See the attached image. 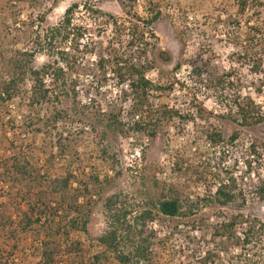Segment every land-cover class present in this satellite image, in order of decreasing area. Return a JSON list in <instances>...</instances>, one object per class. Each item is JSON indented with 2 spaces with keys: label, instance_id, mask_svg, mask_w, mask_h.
Segmentation results:
<instances>
[{
  "label": "rangeland",
  "instance_id": "1",
  "mask_svg": "<svg viewBox=\"0 0 264 264\" xmlns=\"http://www.w3.org/2000/svg\"><path fill=\"white\" fill-rule=\"evenodd\" d=\"M85 2L131 21L119 0H0V80L8 79L10 60L36 49L37 35L58 26L70 6ZM238 3L136 0L133 14L143 19L150 18L151 10L163 14L151 27L157 40L147 54L152 65L147 77L155 85L174 86L155 93L149 101L152 111L138 110V117L126 102L122 90L129 93L127 87H118L113 79L100 88L81 71L78 98L52 95L47 103L31 106L33 83L29 75L25 77L16 99L0 105V264L41 263L42 244L51 238L59 251L58 264H96V256L106 255L97 239L108 230L106 200L113 195L120 197L122 208L133 212L132 217L166 197L183 204V216H158L147 224L149 236H142L152 243L147 260L131 257L129 264H264V238L253 248L214 234L238 215L264 224L257 177L255 171L249 175L244 164L249 145H264V124L237 126L213 94L198 85L206 73L222 76L233 70L237 91L264 105V74H252L251 64L242 56L248 51L242 46L247 26L261 27L263 32L257 35H264V15L259 17L250 8L241 16ZM82 18L78 11L75 25H82ZM240 20V27L228 24ZM105 32L102 42L107 46L114 35L112 28ZM128 41L123 36V45L117 48H126ZM52 52L37 53L31 66L40 70L53 65L57 56ZM46 86L51 89L48 79ZM157 108L162 109L158 114ZM169 110L173 117H164L162 113ZM110 116L119 117L121 132L107 128ZM135 122L141 130H136ZM155 123L157 136L151 139L147 133ZM236 132L239 139L232 144L229 139ZM15 160L30 165V180L16 174ZM260 169L264 176V165ZM67 177L71 186L66 198L51 194L49 183ZM230 177L244 191L246 202L238 198L234 206L221 207L213 194ZM33 207L46 211V216L28 226L26 215ZM86 216L87 233L70 228L71 220L81 223ZM243 229L236 228L237 237L243 238ZM131 231L121 245L126 255L135 252L140 236V228ZM247 255L251 263L245 261ZM107 257L101 264H120Z\"/></svg>",
  "mask_w": 264,
  "mask_h": 264
},
{
  "label": "trees",
  "instance_id": "2",
  "mask_svg": "<svg viewBox=\"0 0 264 264\" xmlns=\"http://www.w3.org/2000/svg\"><path fill=\"white\" fill-rule=\"evenodd\" d=\"M119 1L123 11L127 13V17H130L131 21L117 19L111 14L96 9L87 2L70 6L58 26L48 29L43 35L36 36L35 44L37 47L33 52L21 53L18 60H10L7 63V69L10 73L7 80H0V105L16 99L21 85L28 75L33 83L30 98L31 106L47 103L52 99V95L56 96L55 98L57 99L59 97L65 98L71 96L78 98L79 93L77 88L81 80L80 72L82 71L84 73L83 76L89 77L93 81H98L101 85L100 88L104 87L111 79L116 81L118 87H127L129 93L124 89L122 91L124 92L126 102L129 101L131 103L130 112L133 111L135 117H138L139 111L151 112L152 109L149 105L150 98L155 93L174 88L173 85H169L168 87L155 85L147 77L148 73L152 70V65L148 61L147 54L154 47L152 41L155 42L157 40L151 27L163 18V14L151 10L150 18L143 19L133 14L136 0ZM238 6L241 16L250 8L255 9L259 17L264 15V0H239ZM78 11H82V20L84 22L80 26L75 25V16ZM244 22L250 24V21ZM228 24L229 26L238 27L242 25L241 20L231 21ZM107 28H112L114 36L107 42V46H105L102 38L106 35L105 29ZM260 28L247 26V39H245L242 45L248 50L245 54H242L243 60L251 64V73L256 76L264 74V41L262 39L264 35H257L258 32H263ZM123 36H127L129 41L126 48L120 50L117 46L123 45V42H120ZM114 38L120 43L115 44ZM257 46H261L259 47L261 49H258ZM44 51H53L52 54L57 56V60L53 65L49 64L40 70H36L31 64L35 55ZM93 57L94 59H92ZM179 69L180 65L175 70ZM217 76L212 73H206L205 76L199 77L198 85L203 91L212 93L217 100V104L227 110V119L243 128H251L264 124V105L257 103L250 96L243 95L237 91L234 71L232 70L222 76ZM47 79L51 81V89L46 86ZM55 88H58L57 92L53 91ZM58 92L60 93L58 94ZM258 93L260 94V89H258ZM160 110L162 109H155V113L158 114ZM173 114L174 111L172 110L162 113L164 117L167 116L168 118L173 117ZM57 123V119L52 122L53 129L56 128ZM121 125L119 117L110 116L107 121V128L114 132H121ZM134 126L137 128L136 130H141L138 129L141 128L139 122H135ZM156 126L155 123V126L151 127V132L147 133V136L151 139L157 136ZM217 138L218 142H221V136L217 135ZM238 139L239 134L236 132L230 137L229 141L232 144H236ZM210 140H212V137H210ZM263 152L264 145H261L260 148L255 143L249 145L244 152V164L247 173L251 175L252 171H255L254 175L257 177L256 190L260 201H264V176L261 174L262 169H260L264 165ZM29 168L30 165L28 163L24 162L22 164L18 161L13 166V170L17 175L23 179L30 180L32 175ZM70 186L71 177L54 179L49 183L48 190L51 194H58L61 198L65 199L69 194ZM243 193L244 191L238 186L235 178L230 177L226 181L222 180L218 187H216L213 201L221 207H230L235 205L238 198H241L243 200L242 204H245L246 199ZM122 206L124 204L118 195H113L106 200V209L109 214L108 230L97 239L98 244L104 249L106 255L96 256L94 258L96 264H101L102 260L107 261L109 258L107 254L110 257H114L120 264H129L131 257L146 261L152 244L148 237L147 224L156 221L158 216L178 218L184 215L182 201L173 197H166L156 204L149 205L148 210H144L135 217H132V211L124 207L122 208ZM77 214L79 215L80 213L77 212ZM30 215H26L28 226L40 223L46 216V211H39V209L33 207L31 208ZM34 217H36L35 220ZM88 221V216L81 223L71 220L70 228L74 231L87 233ZM238 227L244 228V231L242 230L243 238L236 235L235 230ZM138 228H140V236L137 240L138 244L135 247V252L131 255H126L121 247L122 242L132 235V229ZM143 234L148 236L142 237ZM214 234L229 241L238 240L245 247L252 246L253 248H257L256 245L261 244L264 238V224L257 220H250L244 215H238L222 224ZM53 240L51 238L43 242L42 261L39 264L59 263V251L54 246ZM249 256H244L245 261L251 263L252 260H250ZM263 258L258 257L262 261ZM253 264H262V262L258 261Z\"/></svg>",
  "mask_w": 264,
  "mask_h": 264
}]
</instances>
